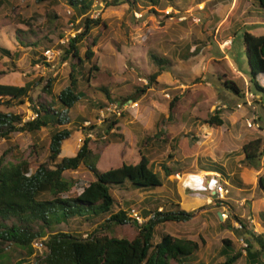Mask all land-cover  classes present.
Returning <instances> with one entry per match:
<instances>
[{
  "label": "trees",
  "instance_id": "obj_1",
  "mask_svg": "<svg viewBox=\"0 0 264 264\" xmlns=\"http://www.w3.org/2000/svg\"><path fill=\"white\" fill-rule=\"evenodd\" d=\"M57 1L36 0L22 10L23 14L20 18L27 28L24 30L20 28L17 35L25 47L37 45L34 38L41 30L37 23V17L41 15L40 8L47 3L57 4ZM126 1L129 7L139 8L141 4L139 0ZM146 1L152 9H165L174 5L173 0ZM68 2L78 13L76 18H73L77 20L78 17H82L76 25V28H81V31L64 45H55L62 54V61L70 64L68 80L64 81L60 91L54 92L55 79H47L43 88L49 101L39 103L37 108L33 107L38 113L35 119L25 120L24 115L15 112V109L30 100L34 83L26 82L22 86L0 83V105L8 109L6 112L0 110V139L11 141V138L19 133L35 136L43 128L49 130L50 136L49 156L43 162L38 163L25 158L22 155V149L19 150L16 143L9 145L0 156V264H171L172 260L179 264H186V260L198 250V244L195 241L177 238L168 232L161 233L157 242L154 240L156 234L158 235L159 226L166 222L189 221L195 216L194 212L185 211L179 204L170 202V207L163 206L162 210H159L158 206L153 211H149L146 216L153 212L155 216L143 224L133 220L124 209L113 212L117 202L113 188H125L127 185L138 189L162 186L173 174L174 168L164 164L163 173L154 171L149 159L140 153V160L137 163L124 162L119 167L102 171L97 166L100 152L94 151L91 147L90 138L85 139L74 156H61L64 141L72 135V130L66 127L70 123L69 110L78 103L80 94L83 93L79 90V84L82 79L81 74L85 71V61L93 59L95 54L93 47L99 40V37L92 36L91 33L103 21V19L94 20L87 16L92 8L93 0H68ZM120 2L123 1L105 0L106 4L113 6L119 5ZM258 5L264 8V0H258ZM143 7L146 8V6ZM50 12L53 14L46 12V16L50 19L55 18L54 10ZM62 36L64 35L60 33L59 37L62 38ZM41 39L48 41L49 36L45 35ZM84 43L86 47L82 52ZM243 43L250 68L251 91L255 95L264 97V85L261 83V76L264 75V34L257 35L244 31ZM1 56L14 57L9 49L0 45ZM153 57L159 70L149 75V85L142 89L137 88L138 91L144 92L146 88L149 89L152 86L157 89L167 88L166 84L158 83L156 78L165 67L172 65V61L163 57ZM41 58L44 60V56ZM11 60L15 65L16 56ZM38 60L33 61V64L39 62ZM97 70H99L97 65L88 70L89 75L85 76L88 84ZM224 85L237 96L244 97L245 90L234 81L226 80ZM101 90L108 92L107 87H102ZM135 93H132V97ZM107 100H113V97L109 96ZM178 102L179 97L174 96L169 103V110H173ZM228 108L226 106L216 110V113L205 119V122L222 126L224 121L219 117V112ZM116 125L117 120L108 126L106 130L108 138L100 142L106 143L117 135L115 132L111 133V129ZM93 129H96L94 125L89 128V130ZM195 140L200 141V138L197 137ZM195 146L196 144L193 145ZM36 147L37 144L34 143L30 154L36 152ZM197 148L196 146L195 149ZM243 150L244 166L258 171L262 166L260 159L264 154V136L259 134L244 143ZM19 151L21 155L17 158L15 154ZM81 166L92 172L95 176L93 181L83 184L84 182L80 179L64 178L65 171L77 170ZM79 189L81 192L76 194ZM260 189L264 192V175L260 176ZM73 194L76 195L72 196ZM107 214H109L108 217L86 237L60 230V227L68 224L71 219L91 221ZM234 218L240 224L236 230L241 234V238L246 241L251 240L243 249L247 263L264 264V234H256L249 230L247 226L250 221L246 217L235 215ZM128 223L137 227V234L133 238L111 236L105 233L113 225ZM225 224L232 227L229 217ZM35 243L42 244L45 248L44 253H38ZM15 250H19L22 257L12 261V252ZM242 254V250H233L232 254H227L225 261L218 264H235ZM34 255L36 260L30 263L29 259Z\"/></svg>",
  "mask_w": 264,
  "mask_h": 264
},
{
  "label": "rangeland",
  "instance_id": "obj_2",
  "mask_svg": "<svg viewBox=\"0 0 264 264\" xmlns=\"http://www.w3.org/2000/svg\"><path fill=\"white\" fill-rule=\"evenodd\" d=\"M35 1L36 0L0 1V43L11 51L13 49V52H16L17 48L19 49L15 65L12 64L13 61L11 60V58L13 59L14 57H0V83H10L19 86L24 85L26 82L34 83L33 89L30 92V100L15 109V112L24 115L25 120H28L31 117L32 112L34 111L33 107L37 108L39 103L49 101V97L44 90L45 88H43L47 79H55V93H58L63 87L64 81L68 80L70 64L67 61H62L61 52L50 64L44 63L41 56L44 55V51L48 48L54 47L58 50L55 45L60 44L59 34L61 33L62 35H65V31L70 30L67 21L69 16L66 14V11L71 9L74 18L78 15L76 10L69 4L68 0H58L57 4L47 3L42 6L40 8L41 15L40 17H37V23L41 30L34 38L37 45L34 47H25L20 41V37L17 35V31H19L20 28L23 30L27 28L26 25L22 24L23 20H21L20 16L23 14L21 13L22 10ZM95 1H102L104 4L101 15L97 18L103 19L104 22L102 21L91 33L92 36L99 37V40L96 46L93 47L95 52L93 59L91 61H85V71L84 74H81L82 79L79 84V90L83 93L80 94V101L69 110L72 123L70 121L66 127L72 130V135L69 139L64 141L61 156H74L77 153V150L80 147L79 139L84 138L86 135L81 126L82 124L85 125L84 123L86 121H91L92 124L99 126L91 132L94 135V138H92L93 140L91 141V147L94 151L100 152L97 165L100 170L103 171L108 170L111 167L120 166L121 161H119V158H121L120 155L124 153L127 158L132 157V159H130L131 162H137L139 160V150L144 146H138L135 139L132 140V143H127V145L114 138H110L106 142L107 144L100 142L105 140L100 138V134H103L107 124L99 125L96 122V118L98 116L99 108L108 101H117L120 103L128 101V96L122 101H107L105 97L101 98V94H104L101 90L102 87H107L110 91H114L113 89L117 88L118 92L116 91L115 93H120L121 90L119 91V89H127L126 91L128 92L132 90V93H135L137 88L142 89L149 85V75L159 70V66L155 63L153 56H161L171 59L173 65L166 68L167 70L165 71L168 73L167 77H169V81L171 80L175 82H171V84H169L163 91L154 87L150 93H148V91L139 92L133 98V101H136L138 106L131 109L138 113L141 112L143 119L139 121L140 126H138L137 129L140 134L144 133L145 137H148V143L146 146H149V149L153 148L151 152L147 153L153 158H158L159 161L162 158V156H160L161 152H164V156H167L170 151L157 150V146L151 145V143L153 141L155 142L157 137L161 138V136H163L161 133L164 131L166 132L168 124L171 125L172 128L178 130L183 126V119H187L189 113L199 114L206 118L211 109L216 110L224 108V106H228V104L232 105L234 100H243V98L240 99L231 89L223 85L225 80H234L241 89L246 91L248 86V89L251 91L249 81L250 68L243 43V33L244 31L249 30L257 35L264 34V25L257 27L252 24L246 26L243 25L236 35L232 36L233 33H230V35L232 34L231 36L234 44L227 50V46L221 48V45L227 39L220 37L222 35L220 33L218 35L216 28L211 27L217 22L215 18L222 16L230 6L234 11L233 17H238L240 21L250 20L252 17L259 15V11H261L264 16V8L259 7L258 0H173V6L182 10V14L188 15L190 18V15H194L201 19L200 23L192 22L189 25L185 24V26L179 24V21L176 19L171 20L166 17L162 11L163 9H152V6L149 5V2L146 0H139L141 3L139 4V8L129 7V9L126 0H121L123 2H120V4L116 6L106 4L105 0H93V5ZM93 5L90 11L100 9V7ZM143 6H146V8ZM51 10H54L56 15V17L52 19L45 14L46 12L53 14V12H50ZM134 11L143 12L144 17L142 19H136ZM52 16L53 15H51V17ZM81 18L82 17H78L77 20L80 21ZM172 21L174 22L172 23ZM212 21L214 22L211 24ZM168 22L172 23V25L168 26ZM195 32H198V35L202 39H197L195 41L194 39L196 38H193ZM45 35H48L51 41L49 39L48 41L41 39ZM215 35L216 38H214ZM211 42H213V46L208 47ZM185 44L192 45V48L188 49L185 57L182 58L177 55V52L183 50ZM84 45L85 43L82 44V46ZM85 47L86 45L82 49V52L85 51ZM220 48L224 49V51H221ZM108 49L109 51H107ZM216 52L219 53V61L215 64L213 61L207 64L206 61L210 57L216 56ZM225 54L229 55V60L224 58ZM194 55H197V57L193 58ZM37 60L39 62L34 65L33 61ZM183 60L185 62L184 68L182 67L184 63ZM229 63L232 64V67ZM94 65H97L98 68L100 67V70L95 71V76L88 84L85 76L89 75L88 70ZM177 67H182V70H178ZM130 73L132 75V82L121 83V80L127 78V75ZM141 78L146 80L147 83L140 80ZM261 78V82L264 84V76L262 75ZM208 83L211 85H208ZM193 88L197 89L193 90ZM152 94H154L153 99L158 97L156 108L164 112V118L157 117L156 119L158 120L156 121L158 122V126L149 131L145 124V113L146 111L148 113V111L152 110L149 107L150 99L153 97L151 96ZM166 94L169 95V98ZM211 94H215L216 98L210 99L208 95ZM111 95L114 96L112 92ZM143 96L145 97L144 99ZM174 96L179 97V102L174 107L173 112L167 117L166 113L169 114L168 105L173 100ZM90 98L95 102L94 106L91 105V103H88ZM253 99L252 108L262 113L263 104H257L256 102L257 100H260V96H256ZM162 103L164 104L162 105ZM248 107L250 108V106H247V109ZM252 108L250 110V117L245 118L246 121H243L244 128L248 129L247 131L250 132H259L261 131V127L264 128V122H262V120H264V113H262L260 118L262 120L260 122L258 115L251 117L253 112ZM0 110L5 112L8 111L4 105H0ZM183 116L184 118L182 119ZM249 121H256V124L260 122V128L258 124L255 127L256 129L249 127ZM156 130L157 133L155 137ZM185 131L186 130H184V132ZM184 132L180 134L182 146H184L185 151L188 149V146H190L187 151L190 150V155L195 154L196 151L194 149L196 146L198 147L196 143L199 141L196 142L195 139L197 137H192V135L188 137L189 139H186V134ZM262 133H264V131H262ZM49 139V130L46 128L41 129L35 136L29 133H19L14 135L11 138V141H6L1 138L0 156L9 145L16 143L19 146L18 149H22L21 152L25 158L34 160L38 163L43 162L49 156ZM34 143L37 144V147L35 148L36 152L30 154V150ZM194 144H196L195 147H193ZM124 149L126 152H124ZM174 151L175 150L173 149L171 152L173 155L175 154ZM15 155V157L19 158L21 155L20 151L16 152ZM64 178L67 180L80 179L84 182L83 184H88L95 179V176L84 166H81L77 170L65 171ZM112 190L118 201H126V203L123 202L122 205L116 204L113 211L117 212L120 209H124L128 214L132 212V203L129 205L128 200L132 199L134 194L130 192L128 196L125 195V193H129L125 188L122 189L123 192L118 188H113ZM132 191L134 192V189ZM80 192L81 189L77 190L76 194ZM76 194H73L72 196H75ZM136 194L140 195L139 193ZM137 197L139 199V196ZM141 197L142 196L140 195V198ZM108 215L109 214L103 215L91 221H81L74 218L69 220L68 224L62 225L60 230L69 231L76 235L86 237L88 234L95 231L98 225L104 221ZM165 227L166 225H162L157 228L159 236L156 234L154 241H157L161 237V233L166 232ZM105 233L111 236L133 238L137 234V227L132 223L116 226L113 225L112 228L108 229ZM241 239L237 242V249L245 252L243 250L244 243L241 242ZM245 242L247 241L245 240ZM34 246L39 250L38 253H44L45 248L42 244V247L36 245V243ZM21 257L22 254L19 250L12 252V261L20 259ZM35 260V255L29 259L30 263H33ZM171 264L179 263L172 260ZM186 264H195V262L190 263L187 261ZM206 264L210 263L208 262Z\"/></svg>",
  "mask_w": 264,
  "mask_h": 264
},
{
  "label": "crops",
  "instance_id": "obj_3",
  "mask_svg": "<svg viewBox=\"0 0 264 264\" xmlns=\"http://www.w3.org/2000/svg\"><path fill=\"white\" fill-rule=\"evenodd\" d=\"M5 1L6 0H3V2ZM172 7L180 12L182 11L177 7ZM232 11L233 9L231 8V6L228 7L226 9V12L222 16H220L219 18H215L217 22L211 27L216 28V32L218 33V35L219 33L222 35L220 37L231 40V44L227 46L226 50L234 44L232 36L236 35L243 25L246 26L248 24H252L256 25V27L264 25V16L261 11L258 12L259 15H256L247 21H240L238 17L234 18V11ZM173 22L174 21H172V23ZM213 22L214 21H212L211 24ZM172 23L168 22V26L172 25ZM178 23L185 26V24H191L192 20L189 18L184 22L182 21ZM230 33H233V35L231 34V36ZM193 38H196L194 39L195 41L197 39H202L198 35V32H195ZM214 38H216V35L214 36ZM189 44H185L184 49L178 51L177 55L184 58L188 49L192 48V45L190 46ZM1 46L4 47L3 45ZM211 46H213V42L208 45V47ZM220 50L224 51V49L221 48ZM107 51H109V49ZM17 53H19L18 48L16 52H13L12 49L11 54H13L14 57H18ZM197 55H194L193 58L197 57ZM5 57L6 56H4L3 58ZM224 58L227 60L230 59L228 54H225ZM219 59V53L216 52V56L210 57L206 61V63L209 64L211 61H213L215 64L219 61ZM229 64L232 67V64ZM184 65L185 62L182 65L183 68ZM182 67H177V69L182 70ZM166 68L169 67H165V69L162 70L161 73L157 76L156 80L158 81V83H163L168 86L169 84H171V82L175 81H169V77H167L168 73L167 71H165L167 70ZM131 76L132 75L130 73L129 75H127V78L121 80V83H131ZM208 85L211 84L208 83ZM153 89L154 86L150 87L149 89L147 88V90L145 91H148V93H150V91H152ZM160 89L161 91H163L165 88L160 87ZM194 89L197 88H193V90ZM113 90L114 91L108 90L107 93L103 92L104 94H101V98L105 97V99H107V97L112 96L113 100L115 99L122 101L126 98V96L131 95L130 97H128L129 101L133 100L134 96H136V94H138L139 92H143L136 89L137 92L132 97V90L128 92L126 91L127 89H119V91L121 90L120 93H115L117 91V88H114ZM111 92L112 94H114V96L111 95ZM151 96L153 97H151L150 99L149 107L152 110L148 111V113L147 111L146 113L144 111L146 117L145 124L147 125V127H145L149 129V131L158 126V122L156 121L158 120L156 119L157 117L164 118V112L156 108L158 97H155V99H153L154 94H152ZM256 96L259 97L260 95ZM208 97H210V99L216 98V95L211 94L208 95ZM144 98L145 97L143 96V99ZM239 98L241 99V97ZM240 101L241 100H234L232 105L228 104L229 108L227 110H220L219 117L224 121V124L222 126L211 125L205 122V119L209 118L211 115H214L216 113V110L219 109H211L209 111V115L206 118L202 115L191 113H189L187 119H183V116V126L178 130L172 128V126L168 124L166 132L164 131L161 133L163 134V136H161V138L157 137V139H155V142L153 141L154 143H151V145L157 146V150L170 151L168 152L167 156H164V152H161L160 156H162V158L160 161L158 160V158H153L147 153L151 152L153 148L149 149V146H146L148 143V137H145L144 133L140 134L139 130L137 129V127L140 126L139 121L143 119L141 112L138 113L129 108L127 109V111H125L124 116L117 120V125L115 126L117 135L113 136L112 138L122 141V143H125L126 145L127 143H132V140L135 139L138 146H144L139 150V157L140 153H143V155H145L149 159V163L154 171L163 173L162 166L164 164H167L169 167L174 168L173 174H171L165 180L162 186H158L155 188L138 189L133 186L127 185L125 189L129 193H125V195L128 196L130 192L134 194L132 199L128 200V204L131 205L132 203L131 209H136L144 218H147L150 215L149 214L148 216H146L149 211H153L158 206L159 209H162L163 206L170 207V202L179 204L180 208L185 211H191L195 213V216L189 221L166 222L163 224L164 226L166 225L165 231L170 233L174 237L191 239L198 244V250L193 256L189 257L186 262H195V264H206L208 262L210 264H218L225 261L228 253L232 254L233 250L237 251V242L240 241L241 234L236 230L240 227V224L237 222V220H235V215L239 217H246L250 221L249 225L247 226L249 230L255 232L256 234H264V192L260 189V176L264 175V154L260 159V164L262 166L258 171L245 167L243 164V159L245 158V153L243 150L244 143L250 141L251 139H254L259 134L264 136V133H262V131H264V128L261 129L262 127L260 128L259 125L262 120L260 119L262 113H264V97L260 96V100L256 101L257 104H263V110L261 111L262 113L252 108L253 112L251 114V117L254 115H258V118L260 117V122L257 123L259 128L261 129V131L259 132H250L247 131L248 129L244 128L243 121H246L245 118L250 117L249 115L251 108L248 107L247 109V106L237 108V104ZM88 103H91V105L93 106L95 105V102L91 98L88 100ZM163 104L164 103H162V105ZM168 111L169 114L166 113L167 117L171 112H173V110ZM68 115L71 121V116L70 114ZM262 122H264V120H262ZM253 128L256 129L255 127ZM184 130L186 131L184 132ZM183 132L186 134V139H189L188 137L190 135H192V137H200L201 141L196 143L198 145V148L197 150L194 149L196 151L195 154L190 155V150L187 151L190 146H188V149H186L187 152L185 151L184 146H182L180 134ZM156 133L157 130L155 131V137ZM173 149L175 150L174 155L171 153ZM124 152H126L125 149ZM120 156L121 158H119V161H121V165L124 162H131L130 159H132V157L127 158L125 153ZM177 173L179 174V177H176ZM218 184H223L224 187L228 189L226 200L224 201H220L215 198V189ZM123 188L124 187L118 189L123 192ZM133 189L134 192L132 191ZM136 193H139L142 197L140 198V195H137ZM137 196H139V199ZM123 202L126 203V201L121 202L120 200H117L116 204L122 205ZM116 204L114 206H116ZM222 211L228 212V217L231 220V228L229 227V225L225 224L227 218L224 219L222 216L220 217L219 213L221 214ZM235 264H248L245 257V252H243L242 256L236 261Z\"/></svg>",
  "mask_w": 264,
  "mask_h": 264
},
{
  "label": "built area",
  "instance_id": "obj_4",
  "mask_svg": "<svg viewBox=\"0 0 264 264\" xmlns=\"http://www.w3.org/2000/svg\"><path fill=\"white\" fill-rule=\"evenodd\" d=\"M93 6H98V7H100V9L90 11L87 16L91 19L97 20V18L101 15L104 4L102 1H100V2L95 1ZM162 11H163L164 15L171 20L176 19L179 22H182V21H186L190 18L188 15L182 14L180 11L174 9L172 6H169L165 9H163ZM66 12H67L66 14L69 16L67 21H68V25L70 27V30L65 31V35L62 38H60L59 43L62 45L67 43L70 38L76 37V35L79 34L81 31V28H76V25L79 23V20L73 19L72 10L68 9ZM134 15H135L136 19H142L144 17V13L141 11H134ZM190 16H191L190 19L192 20V22H194V23H200L201 22L200 18H198L194 15H190ZM229 44H231V40L227 39L223 42V44L221 45V48H225ZM59 54H60V51L55 49L54 47L48 48L44 51L43 62L50 64L57 58V56ZM140 80H143V79L141 78ZM143 81L147 83L146 80H143ZM166 96L169 98L168 94H166ZM254 97H256L255 94L252 91H250L248 89V86H247V89L244 93L243 100L237 104V107L240 108L243 106H250V108H252ZM136 106H138V103L136 101L129 100V101H124L122 103L117 102V101H108L106 104H104L102 107H100L98 110V116L96 118V122L99 125H106L107 124V127L105 128L103 134H100V138L106 139L108 136V134L106 132L108 126L113 121L118 120L120 117H122L127 109L134 108ZM37 116H38V113L36 110H34L32 112L31 117L28 120L35 119ZM84 124L85 125L82 124L81 127L85 131L86 135L84 136V138L79 139V142H80L79 146H81L84 143L86 138H90L91 140H93L92 138H94V135L91 133V132H93L94 129L89 130V128L91 126H93L94 124H92L91 121H86ZM256 125H257L256 121H254V122L249 121V124H248L249 127H256ZM94 126H95V128L99 127L97 125H94ZM115 131H116V128L114 126L111 129V133L115 132ZM176 176L179 177V174L177 173ZM227 193H228V189L225 188L223 184H218L216 186V189H215V195H216L215 198L216 199H218L220 201L226 200ZM159 210H162V209H159ZM131 211L132 212L129 213V216L132 217L133 220H137V222L140 224L145 223L148 219L153 218L155 216V213L153 212L147 218H144L139 214V212L136 209H131ZM221 215L224 219L228 218V216H229L227 211H224V212L222 211ZM241 242L244 243L243 244L244 247L247 246V242H245L244 239H241ZM36 245L41 246V243L40 244L36 243Z\"/></svg>",
  "mask_w": 264,
  "mask_h": 264
},
{
  "label": "water",
  "instance_id": "obj_5",
  "mask_svg": "<svg viewBox=\"0 0 264 264\" xmlns=\"http://www.w3.org/2000/svg\"><path fill=\"white\" fill-rule=\"evenodd\" d=\"M220 217L222 216L220 213H219ZM250 239H247V243H249Z\"/></svg>",
  "mask_w": 264,
  "mask_h": 264
},
{
  "label": "clouds",
  "instance_id": "obj_6",
  "mask_svg": "<svg viewBox=\"0 0 264 264\" xmlns=\"http://www.w3.org/2000/svg\"><path fill=\"white\" fill-rule=\"evenodd\" d=\"M248 244V243H247Z\"/></svg>",
  "mask_w": 264,
  "mask_h": 264
}]
</instances>
